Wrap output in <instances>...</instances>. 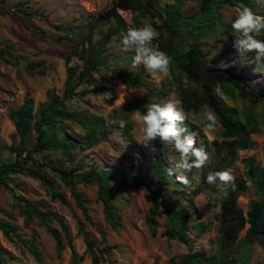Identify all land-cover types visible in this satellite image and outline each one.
Returning a JSON list of instances; mask_svg holds the SVG:
<instances>
[{"label": "rangeland", "instance_id": "obj_1", "mask_svg": "<svg viewBox=\"0 0 264 264\" xmlns=\"http://www.w3.org/2000/svg\"><path fill=\"white\" fill-rule=\"evenodd\" d=\"M116 1L0 0V168L14 161L10 147L19 143L10 112L19 108L25 98L31 97L34 114H37L40 105L48 103L51 95L62 96L67 68H82V62L73 55V47L66 40L56 39L70 37L74 31V46L78 50L87 46L90 37L95 43L114 25L113 21L106 22L105 17ZM153 2L155 18L140 11L118 10L126 29L131 25L150 23L157 29L159 38L165 36L162 23L167 21L183 32L184 43L200 49L206 66H233L239 78L247 80L251 87L264 85V60L256 61L254 53L239 55L232 46L233 39L239 33L232 27L225 29L221 25V21L232 23L239 2L215 3L204 14L201 0H164L163 6L161 0ZM246 2L255 14L264 16V0ZM201 17L205 21L203 31L192 26ZM122 33L118 32L106 45V64L93 74L91 84L75 88L74 94L63 102L66 113L80 115L85 122L56 118L44 127L47 141L66 140L76 147L52 149L34 156L37 164L56 160L55 165L66 171L78 167L75 174L83 175L92 168L106 171L110 176L108 184L112 192L119 189L124 178L149 169L154 163L153 143L148 148L138 143V121L130 114L137 110L144 113L145 105L149 102L178 98V72L175 68L170 69L166 77L148 73L142 65L133 68L134 52L123 48L120 42ZM253 35L264 41V30ZM186 44L180 46L183 45L185 50ZM115 69H124L131 76L140 75L142 85L127 87L115 77ZM216 92L229 107L236 109L240 119L243 120L244 114L251 111L258 124V133L251 135L253 148L239 151L232 165L226 167L222 164L223 171L231 170L234 181L241 180L245 184V191L237 205L246 214L252 203H264V187L257 179L247 177V168L243 163L244 159L253 158L256 165L264 167V101L241 100L237 96L230 99L219 89ZM208 109L203 106L197 111L201 113L199 121L190 118L181 125L187 129V133L195 134L197 147H203L208 155L206 164L200 169L191 172L176 170L177 175L188 177L190 183L187 186L178 181L179 186H175L170 179L175 176H170L168 172L175 169L179 161L178 153L171 145L164 143L162 154L163 170L168 177L156 201L166 198L186 206V199L192 200L194 207L189 210L191 229L188 232V245L161 236L165 228L160 206L154 216L157 234L155 237L150 235L145 221L155 199H151L143 188H130L115 196L112 205L120 216L121 228L112 230L105 223L97 185L78 183V177H71L73 185L69 186L44 169L48 183L16 174L7 177V189L0 187V263L71 264L74 251L77 257H82L81 264H91L92 255L86 250L84 235L79 229L82 223L84 232L97 243L94 254L99 258V264H171L181 260L189 251L200 253L203 264H222L218 209L220 194L225 186L218 181L214 191L202 188L195 195L197 187L203 186V177L223 162V154L216 153L213 144L214 141H222L218 119L213 132L203 130L202 114ZM93 128L96 129L94 132ZM34 140L35 134L30 131L26 146L31 148ZM52 192L60 198H51ZM75 195L79 196L90 220L85 217ZM24 201L38 205L41 212L59 216L67 227L70 246L54 220L43 223L33 216L27 221L20 212ZM197 224L204 226L203 234H198L193 228ZM51 228L59 231L63 240L64 250L60 256H57L56 241L48 232ZM247 228L239 234L229 259H235V264H264V240L259 238L247 247L243 241ZM3 229L8 231L7 234L3 233ZM99 231H103L104 238ZM105 245L113 248L105 249ZM33 249L37 252V258L32 255Z\"/></svg>", "mask_w": 264, "mask_h": 264}, {"label": "trees", "instance_id": "obj_2", "mask_svg": "<svg viewBox=\"0 0 264 264\" xmlns=\"http://www.w3.org/2000/svg\"><path fill=\"white\" fill-rule=\"evenodd\" d=\"M231 1L232 0H201V10L204 14L215 3ZM235 1L239 2L238 5L243 4L248 6L246 0ZM153 8V0H117L114 8L105 17L106 22L109 23L113 21L114 25L95 43H92L90 37L87 40V46L78 50L74 46V31L70 37H58L56 39V41L66 40L73 47V55L82 62V68H67V77L62 96L51 95L48 103L40 105L37 114H34V101L31 97L25 98L19 108L10 112L9 116L13 122L16 134L19 137V143L10 147V152L15 156L14 161L3 164L0 168V187L7 189V177L16 174L26 175L42 183H48L49 181L43 173L44 169L51 171L56 177H59L60 180L69 186L73 185L71 177H78L76 180L78 183L97 185L99 199L103 206L105 223L112 230L121 228L120 216L112 205L115 196L118 193L126 192L130 188H143L151 199H155L152 210L149 212L145 221L150 235L155 237L157 234L154 216L156 209L160 206L161 213L164 217L165 228L161 236L188 245V232L191 229L188 221L190 217L189 210H193L194 207L192 200L186 199V206H181L177 200H167L166 198L160 202L156 201L163 192V186L166 184L165 178L168 177L163 170L164 161L162 154L164 143L159 139L153 142V165L149 169L137 171L129 178H124L116 192H112L109 187L108 180L110 176L106 171H98L92 168L83 175L80 173L75 174L79 169L78 167H73L66 171V169H62L58 167V165H55L56 160H49L39 164L35 163L34 160L35 155L44 151L52 149L67 150L76 147L74 143L66 140L62 142L47 141L44 127L49 126L56 118H72L76 122H85L80 115L66 113L64 111L63 102L74 94L75 88L82 84H91L93 74L98 72L99 68L106 64V55H104L106 45L118 32H124L126 30V23L119 16L117 11H140L144 14H148L151 18H155ZM176 14L181 16L178 11H176ZM24 16L27 17L25 14ZM202 17L199 21L192 23L194 29L203 31L204 26L202 24L205 23V21H202ZM208 23L209 25L212 24L210 22ZM162 24L165 30V36L159 37L154 41V44H158L159 49L171 57L172 62L170 69L175 68L178 72V99L182 101L186 111L197 112L203 106L209 108L221 125L222 141H214L213 144L215 146V152L223 154V162L216 165L211 172L223 171L222 164H225L226 167L232 165L239 151H246L253 148L254 143L251 140V135L258 133V124L251 111L244 114L243 120L240 119L236 109L229 107L217 95L216 90L219 89L230 99H234L235 96H237L241 100L264 101V85L251 87L247 80L239 78L233 66L226 68H221L217 65L211 67L206 66L202 60L200 49L195 45L184 43V34L176 25L169 24L167 21H163ZM221 25L225 29L231 28L230 22L221 21ZM191 35L195 36L192 32ZM180 44H186L187 48L184 50L183 45L180 46ZM0 56H2L1 51ZM66 60L68 65L69 57H67ZM114 75L127 87H140L142 85L140 75L138 74L131 76V74L124 69H115ZM185 81L188 82L187 85ZM35 115H37L36 118ZM94 130L96 129L93 128V132ZM30 131L34 132L35 140L33 146L28 148L26 146V138ZM243 163L247 168V177L250 179H257L264 187V167L261 168L256 165L253 158L244 159ZM207 175L202 179L203 186H199L195 190V195L198 194L202 188L212 191L215 190L218 181L214 184L207 183ZM170 179L175 186H179L174 177H170ZM234 185V190L231 185L227 187L228 196L226 198L223 191L220 194L221 199L218 209V221L222 264H235L234 262L236 260L232 258L229 259V257L235 250L239 234L246 226H248V228L245 232L243 241L247 247L259 238L264 240V203H252L249 210L244 214L238 207L237 201L245 191V184L241 180H235ZM51 198L55 199L60 197L55 192H52ZM75 198L82 208L85 217L90 220L83 208L79 196L75 195ZM20 212L27 221L33 216L37 217L43 223L51 219L54 220L61 227L62 233L70 246L67 227L63 220L55 213L41 212L38 205L28 201H24V205ZM90 224L93 225V223ZM193 228L198 234H203L205 232V228L202 224H197ZM11 229L14 230L13 228ZM79 229L83 232L86 250L92 255L91 264H99V258L94 254V249L97 245L96 241L89 238L87 233L84 232L82 223L79 224ZM7 232V230L3 229L4 234H7ZM48 232L56 241L57 256H60V253L64 250L60 232L52 228L49 229ZM99 233L101 237L104 238L103 231H99ZM104 248L112 249L113 247L105 245ZM31 252L32 255L37 258L35 249ZM81 260L82 257H77L76 253L72 251L71 264H81ZM171 264H203V256L198 252L189 251L181 260Z\"/></svg>", "mask_w": 264, "mask_h": 264}, {"label": "clouds", "instance_id": "obj_3", "mask_svg": "<svg viewBox=\"0 0 264 264\" xmlns=\"http://www.w3.org/2000/svg\"><path fill=\"white\" fill-rule=\"evenodd\" d=\"M164 0H161L163 6ZM232 29L239 33L233 39V48L239 55L254 53L256 61L264 60V41L256 38L253 33L259 34L264 30V16L257 15L246 5H239L234 10ZM159 33L150 23L140 26L131 25L121 34V44L125 50H132V67L143 66L148 73L168 76L170 74L171 57L159 49L154 41L158 39ZM187 81L185 84L187 85ZM122 86V85H121ZM120 86V87H121ZM146 111L139 110L130 115L138 121L139 144L149 147L154 141L171 145L179 155V161L175 169H169V175L175 176L176 180L187 186L190 181L187 176L177 175L176 170L191 172L193 169L202 168L208 155L203 147H197L195 134L187 133V129L181 127L190 118L200 120L201 113L186 111L180 99L169 98L164 102H152L145 105ZM203 130L211 133L215 130L217 121L210 109L203 111ZM187 133V134H186ZM217 181L224 185L223 193L228 196L227 186L231 185L234 190V176L231 170L211 172L206 177V182L214 184Z\"/></svg>", "mask_w": 264, "mask_h": 264}]
</instances>
